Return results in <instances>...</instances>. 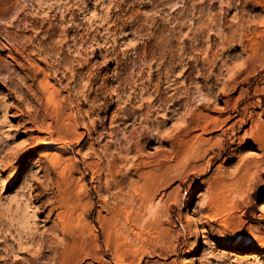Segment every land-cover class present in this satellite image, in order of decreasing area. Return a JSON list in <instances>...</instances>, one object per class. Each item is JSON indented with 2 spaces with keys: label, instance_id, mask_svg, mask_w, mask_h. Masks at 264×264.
I'll return each instance as SVG.
<instances>
[{
  "label": "rangeland",
  "instance_id": "1",
  "mask_svg": "<svg viewBox=\"0 0 264 264\" xmlns=\"http://www.w3.org/2000/svg\"><path fill=\"white\" fill-rule=\"evenodd\" d=\"M262 203L264 0H0V264H264Z\"/></svg>",
  "mask_w": 264,
  "mask_h": 264
},
{
  "label": "bare ground",
  "instance_id": "2",
  "mask_svg": "<svg viewBox=\"0 0 264 264\" xmlns=\"http://www.w3.org/2000/svg\"><path fill=\"white\" fill-rule=\"evenodd\" d=\"M43 87H44V93L47 95V99H48V101H50V103L52 102L53 103V98H52V92H50L49 90H48V88H47V83H44L43 84ZM49 87V86H48ZM55 157V156H54ZM153 195L151 194V193H148V194H145L144 195V203L142 204V206L143 207H145L146 208V210H150L151 209V207H152V205H153ZM156 207H160V202H157L156 203ZM261 209L260 210H263L264 209V203H262V205H261V207H260ZM156 211H154V210H152L151 211V214L154 216L155 214L157 215V213H155ZM30 232V231H29ZM27 233H28V230H27ZM26 233V234H27ZM29 234H33V233H29ZM31 238H29L31 241H34L35 240V236H31V235H29ZM41 238V237H40ZM26 239H28V238H26ZM28 239V240H29ZM39 239V238H38ZM41 240H43V238H41ZM34 243V242H33ZM258 243H260V245L262 246H264V242H261V241H258ZM22 245V244H21ZM30 245H32V244H30ZM30 245H28V246H30ZM41 246H39V252H38V254H37V256L35 257V258H31V260H30V263L32 262V261H35L34 259H40V258H43V254L45 253V252H49L48 254H50L51 255V257L54 259V257H60V256H62L63 254L62 253H57L53 248H50V247H48L47 245H46V242L45 243H43V244H40ZM27 246V247H28ZM29 248V247H28ZM25 249V250H29V249ZM12 249V248H11ZM11 249H9V248H5V250H4V253H5V255L7 256L8 254H10L12 251H11ZM13 250V249H12ZM38 251V250H37ZM65 256L63 257V259H68V258H71V259H74L76 256H77V252H70V253H67V254H64ZM86 255L87 256H90V255H92L91 253H89V252H86ZM45 257V256H44ZM48 258L50 257V256H47ZM253 261L254 262H256V263H261L262 261H263V259H262V257H260L259 255H254L253 256Z\"/></svg>",
  "mask_w": 264,
  "mask_h": 264
}]
</instances>
